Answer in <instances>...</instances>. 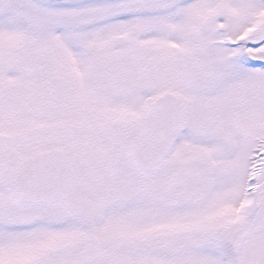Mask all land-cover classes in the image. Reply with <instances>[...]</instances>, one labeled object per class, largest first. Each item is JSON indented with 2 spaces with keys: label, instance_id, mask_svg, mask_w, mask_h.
I'll return each instance as SVG.
<instances>
[{
  "label": "snow or ice",
  "instance_id": "1",
  "mask_svg": "<svg viewBox=\"0 0 264 264\" xmlns=\"http://www.w3.org/2000/svg\"><path fill=\"white\" fill-rule=\"evenodd\" d=\"M0 264H264V0H0Z\"/></svg>",
  "mask_w": 264,
  "mask_h": 264
}]
</instances>
